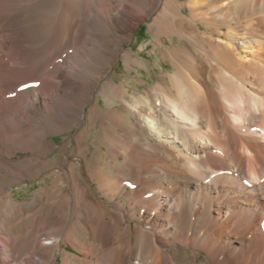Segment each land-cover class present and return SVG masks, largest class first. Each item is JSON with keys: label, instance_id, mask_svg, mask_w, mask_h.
<instances>
[{"label": "bare ground", "instance_id": "6f19581e", "mask_svg": "<svg viewBox=\"0 0 264 264\" xmlns=\"http://www.w3.org/2000/svg\"><path fill=\"white\" fill-rule=\"evenodd\" d=\"M154 4L0 0V225L9 214L18 228L0 229V264H264V0H166L152 39L180 43L160 50L171 66L165 82L136 95L102 78ZM96 77L106 110L91 107L86 124L100 121L104 167L94 157L79 174L59 162L51 186L16 201L9 184L52 169L51 137L73 127ZM83 134L71 155L85 159ZM112 166L130 179L113 177ZM56 249L67 255L61 263Z\"/></svg>", "mask_w": 264, "mask_h": 264}, {"label": "rangeland", "instance_id": "374dc122", "mask_svg": "<svg viewBox=\"0 0 264 264\" xmlns=\"http://www.w3.org/2000/svg\"><path fill=\"white\" fill-rule=\"evenodd\" d=\"M106 0H87V3H92L95 5L97 3L100 4L104 3ZM114 2L115 0H111ZM166 0H150L151 3L155 2L153 5L152 9L150 8L146 14V20H144L139 27L135 30L133 35L128 37V40L123 44L122 48L119 49L117 55H113V61L111 62L112 67L106 68L104 71V76L102 79L103 80H111L113 84H121V83H128L130 85V91L133 92L134 94L138 95L139 93H144V89H150L152 84H155L157 81H161L162 83L165 82V74L169 71H171V66L167 62L168 60H164L163 57L164 55L161 53L162 50H165V48H171L176 46L177 44L180 43V40L178 37H175L174 40L167 39V38H162V47H156V42L152 39V30H150V25L153 21V16H157L161 13V11L164 8V3ZM177 1V0H174ZM183 2V0H178V2ZM186 1V0H185ZM95 3V4H94ZM151 12V13H150ZM185 14L188 12V9L184 10ZM81 14V13H80ZM77 14L75 16L77 20V24L73 29L74 36L78 34V32L82 29L81 26L84 14L82 13L81 15ZM148 15V16H146ZM80 16V17H79ZM78 17V18H77ZM80 19V20H79ZM81 25V26H80ZM212 27V28H211ZM188 28V27H187ZM186 28V31H188ZM211 28V29H210ZM215 27L214 25L211 24V26H208L206 29V33H211L212 30H214ZM196 29H190L188 32H194ZM240 33H244L243 30H240ZM72 33V36H73ZM188 50L191 54V60L195 63H200L203 59L199 55L198 51L195 50V48L189 44L186 43ZM72 45H70L65 51H71L72 50ZM161 50V51H160ZM128 54L129 56H132L140 62V66H132V68H128L123 61V55ZM101 80V79H99ZM97 81V77L94 78L92 82V87H93V92L91 93V97H84L82 100L86 103V105L83 108V111L81 113V116L78 117L77 121L74 123L72 128H69L68 130H65L64 132L60 134H56L51 137L53 144L55 146V149L52 154L48 156V164L52 166V169L44 171L39 174L37 179H32L30 176L27 174L25 175V178L20 179L19 181H14L11 182L10 184L7 182V185L9 184V191H11V196L13 199L16 201H22V202H30L34 199V197L39 196L42 194L41 189L42 188H47L48 186L52 185V181L55 179V176L49 177L48 174H50L52 171L57 172L58 170H61L60 168H57L58 163L60 162L64 167L66 166H71L72 164H76L77 167V172L80 174L82 173V164L85 163L86 168H89L88 163L96 158L97 164L102 166L103 163H105L106 155L104 152L106 151L104 147H99L97 145V131L99 128L100 121L96 120L93 122V126L89 127L88 124H86V116L88 111L90 110L91 107L95 106V110L98 112L105 111V103L104 100L99 94H97V89L100 87L102 81ZM32 86H35V82H32ZM98 97V99L96 98ZM116 107V106H115ZM84 131V141L82 142L83 146V153L85 155V159H82L81 157H78L77 155H71V151L73 150V145H74V137L76 138L79 135V132ZM97 149H100L101 151H98V160H97ZM28 153H17L15 159L19 158H24L28 156ZM114 172V176L121 177L125 180L130 179V174L131 171L128 169L126 170V173L124 175H120V168L119 166H112L111 167ZM2 171H5L4 168H1ZM46 176V177H45ZM44 180H42V178ZM63 192L67 193L70 190L69 185L62 186ZM93 187V186H92ZM94 188V187H93ZM95 195H100L96 194ZM37 201L40 202V198H37ZM100 202L109 207L110 209H113V206L109 203L107 199L101 198ZM120 202V200L115 201ZM30 208V207H29ZM115 211V210H114ZM54 212L50 215H46L48 220L53 219L54 217ZM107 219L109 220L111 217V214H108ZM7 216V222L5 225H0V229L5 232L8 231L10 234L16 232L18 228L16 224L12 223V217L9 216V214H5ZM122 225H130V227L133 229L134 228V222L133 221H128L125 220ZM5 228V230H4ZM12 228V229H11ZM11 229V230H10ZM15 229V230H14ZM13 230V231H12ZM7 232V233H8ZM80 238L85 244H90L93 242L91 234H85V229H81L80 233ZM92 242H91V241ZM29 244V243H28ZM88 246V247H89ZM24 248L23 250V255L27 254V251H29L30 246L28 245H22ZM25 247H27L25 249ZM29 248V249H28ZM70 252H74L73 248L71 246L67 247ZM18 249V248H17ZM17 251V250H16ZM16 251H14L16 253ZM181 253L180 259L183 257V252L179 250ZM69 253V252H67ZM54 256L58 259V263H61V258L63 256L61 254L60 249H56ZM17 258V260H16ZM12 259L15 262H18L22 257L17 256V254L12 255ZM205 260V255L201 254L200 258L197 260L199 263L201 261Z\"/></svg>", "mask_w": 264, "mask_h": 264}]
</instances>
